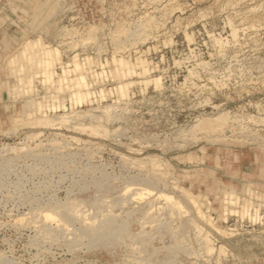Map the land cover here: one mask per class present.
<instances>
[{"label":"rangeland","instance_id":"rangeland-1","mask_svg":"<svg viewBox=\"0 0 264 264\" xmlns=\"http://www.w3.org/2000/svg\"><path fill=\"white\" fill-rule=\"evenodd\" d=\"M20 1L0 82V264H264V196L231 170L264 151V0ZM80 198L129 229L92 245L59 210Z\"/></svg>","mask_w":264,"mask_h":264},{"label":"bare ground","instance_id":"bare-ground-1","mask_svg":"<svg viewBox=\"0 0 264 264\" xmlns=\"http://www.w3.org/2000/svg\"><path fill=\"white\" fill-rule=\"evenodd\" d=\"M49 78V77H47ZM47 82V81H46ZM82 89H84L86 87V83H79L78 84ZM85 90V89H84ZM47 106V105H46ZM215 128V127H214ZM213 128V129H214ZM140 190V189H139ZM147 190V189H146ZM128 193H130L131 195H133L134 193L137 194L140 191H136L133 190V188L128 187L127 188ZM142 191V190H141ZM149 191V189H148ZM148 191H145L148 193ZM127 193V194H128ZM152 192H149V194H151ZM139 194V193H138ZM143 194V192H142ZM145 194V193H144ZM231 193H229L230 195ZM129 195V194H128ZM148 195V194H147ZM163 195V194H162ZM232 195V194H231ZM122 196V197H121ZM120 197H115V203L114 204H121L122 202H125L127 200V197H125L124 195H121ZM156 198H159L161 196V194L156 195ZM166 195H163V197H165ZM167 197V196H166ZM236 197V196H235ZM170 197L168 196L166 199H169ZM238 198V197H237ZM163 199V198H162ZM165 200V198L163 199ZM117 202V203H116ZM87 203H94V207L96 208V212L98 214L92 216V215H87L85 217H83L82 215V204H87ZM238 203V202H237ZM147 204V203H146ZM152 206H155V203L151 204ZM107 204L100 199L97 198H80V199H76V200H72L68 203H66L63 206L59 207V210L61 213H63V215L66 216V218L68 217H74V219L76 218H81L82 220H86L87 226L85 227V232H83L82 236H87L89 238V242L92 245H96V244H101L103 241H105L106 239H112V242L116 241L115 236L119 235L117 234L120 230L121 232L124 230V232H126L129 229V225L128 222L124 221L123 219L119 218L118 216L114 215L113 212L111 211L112 209H108ZM236 206V205H235ZM112 208V207H111ZM119 208V207H118ZM157 208V207H155ZM149 209H153V207L149 208ZM136 211V210H135ZM119 213V212H118ZM128 214V213H127ZM144 214V213H143ZM147 214V212H146ZM64 216V217H65ZM143 216V215H142ZM126 217V216H125ZM156 217V216H155ZM46 219H53L52 215H47ZM139 219V218H137ZM56 220V219H54ZM53 220V221H54ZM58 220V219H57ZM69 220V219H68ZM61 224L64 223L65 219L60 218ZM58 223V222H57ZM60 223V222H59ZM140 224V223H139ZM58 225V224H57ZM60 227V225H58ZM67 229V228H65ZM160 229V228H159ZM40 230V229H38ZM68 230V229H67ZM50 231V230H49ZM49 231H45L46 235H50L51 233H49ZM136 234V233H135ZM134 234V235H135ZM77 235V234H76ZM45 236V235H44ZM81 236V235H79ZM131 236V235H130ZM138 236V235H137ZM146 237V236H145ZM142 239V237H140ZM133 242L137 241L138 239H136V235L135 238L132 237L130 238ZM115 240V241H114ZM129 240V239H128ZM140 240V239H139ZM145 240V238H144ZM111 241V240H110ZM147 241V240H146ZM142 242V240H141ZM130 243V242H128ZM132 243V242H131ZM144 243V241H143ZM138 246V245H137ZM136 246V247H137ZM132 252V251H130ZM136 252V250L134 251ZM139 252V251H138ZM137 252V253H138ZM132 254V253H131ZM139 254V253H138ZM128 256V255H127ZM122 258V257H121ZM128 258V257H127ZM124 261V264H128L131 262L132 264V260L134 262H136L135 264H153L152 260H150V258L148 257H143L140 255H131L129 256V259H127ZM123 260V259H121ZM123 263V262H122ZM3 264V263H2Z\"/></svg>","mask_w":264,"mask_h":264},{"label":"crops","instance_id":"crops-1","mask_svg":"<svg viewBox=\"0 0 264 264\" xmlns=\"http://www.w3.org/2000/svg\"><path fill=\"white\" fill-rule=\"evenodd\" d=\"M0 0V82L4 71L3 62L8 51L16 47L18 41L24 39L18 26L9 16L8 2ZM24 0L20 2L23 3ZM2 2V3H1ZM231 170L234 175L253 185L264 196V151H241L231 157Z\"/></svg>","mask_w":264,"mask_h":264}]
</instances>
